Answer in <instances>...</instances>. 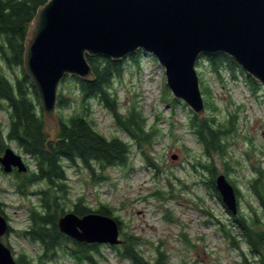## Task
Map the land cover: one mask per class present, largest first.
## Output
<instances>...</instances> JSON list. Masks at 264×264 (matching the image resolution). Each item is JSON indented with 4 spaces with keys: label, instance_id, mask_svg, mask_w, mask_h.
Returning <instances> with one entry per match:
<instances>
[{
    "label": "rangeland",
    "instance_id": "rangeland-1",
    "mask_svg": "<svg viewBox=\"0 0 264 264\" xmlns=\"http://www.w3.org/2000/svg\"><path fill=\"white\" fill-rule=\"evenodd\" d=\"M142 53L141 67L129 58L125 59V70L120 78L114 80V90L123 113L137 105L149 126L156 129L153 147L145 148L158 167L145 158L134 142L129 164L107 168V179H95L82 164L76 167L67 164L70 198L77 201L82 197L94 209L101 203L114 207V214L123 221L125 230L141 237V249L152 261L159 252H163L169 264H242L244 253L252 264H259V259L250 254L238 228L233 227L234 216L204 184L205 174L200 166L195 165L198 159L204 160L205 157L202 145L188 125L194 112L182 100L173 102L165 67L153 54L143 50ZM197 68L210 85L212 101L219 108L215 112L208 111V114L217 115L220 120L231 114L238 116V133L230 138L228 149L233 167L228 178L240 191L237 216L248 215L250 205L259 207L250 189V180L254 176L252 165L261 163L264 167V86L259 82V87L253 88L246 72H238L235 79L226 74L222 81L212 74L205 62ZM6 73L11 75L8 69ZM63 81L60 89L68 97H73L72 106L58 108V111L69 116L75 109L80 110L81 104L77 95L71 93L76 89L75 84L71 83L74 82L72 78ZM2 107L0 122L6 132L9 111ZM91 110V116L104 136L129 140V135L120 128L113 113L104 104L92 101ZM7 144L23 155L31 171L34 168L33 158L25 154L16 142L7 141ZM247 153H251V160ZM175 154L178 155L176 159L173 158ZM216 163L220 173H225L221 156L216 157ZM19 176L22 175L5 173L0 164V200L12 227L2 240L12 249L16 259L21 254L37 258L43 253L42 247L22 236V230L30 224L29 207L39 203L32 193L44 183L29 187L30 195L21 194L17 188ZM157 191L161 194H157ZM72 205V202H68L67 210H71ZM222 224L227 225L231 235L236 236L239 246L226 236ZM111 246L100 244L101 252L96 255L102 264H132L130 260L121 258ZM43 263L89 264L75 260L61 249L43 259Z\"/></svg>",
    "mask_w": 264,
    "mask_h": 264
},
{
    "label": "trees",
    "instance_id": "trees-1",
    "mask_svg": "<svg viewBox=\"0 0 264 264\" xmlns=\"http://www.w3.org/2000/svg\"><path fill=\"white\" fill-rule=\"evenodd\" d=\"M47 1L0 0V106L9 111L6 132L0 122V156L8 146L7 141H14L25 154L33 158L34 168L19 176L17 188L21 194L30 195L29 187L44 183V186L32 193L37 196L39 203L29 207L30 224L22 230V236L39 243L43 253L37 258L21 254L17 261L19 264H44L43 259L61 249L77 261L102 264L96 255L101 252L100 244L78 242L61 232L58 225L59 217L73 211L79 216L91 212L113 216L120 225L123 242L111 247L116 249L121 258L130 260L132 264H169L163 252H159L154 261L145 256L141 249V237L125 230L123 221L114 214V207L101 203L94 209L86 204L82 197L77 201L70 198L67 164L74 167L82 164L90 170L95 179H107L105 175L107 168L129 164L134 142L145 158L157 168V163L151 160V155L145 148L153 147L157 131L149 126L147 118L137 105L131 106L126 114L120 110L114 80L123 75L125 59L114 61L104 56H88L96 80L86 81L77 76H66L63 82L72 78L74 82L71 83L75 84L76 89L71 93L77 95L81 107L80 110L75 109L69 116L58 111L60 130L57 141H51L53 134L44 123L38 92L23 68L27 31L38 7ZM142 54V50H139L128 58L141 67ZM203 62L208 64L212 74L222 81L226 74L235 79L238 72L245 73L241 65L227 54L203 55L197 66H201ZM7 69L11 75L6 73ZM198 73L202 92L206 96L207 115L201 118L194 113L188 122L197 142L202 145L205 157L204 160L198 159L195 165L200 166L205 174L204 184L222 201L216 187V176L220 173L216 157L221 156L224 160L225 174L228 176L233 168L228 157V149L231 145L230 138L238 133V116L231 114L220 120L217 115L208 114V111L215 112L219 108L212 101L210 85L201 77L199 70ZM246 77L253 88L259 87L260 83L250 75L247 74ZM72 98L68 97L62 88L59 89L57 107L72 106ZM95 100L104 104L113 113L117 124L129 135V140L119 136L107 138L98 130L97 123L91 116V105ZM172 100L177 102L175 98ZM247 156L251 160V153H247ZM252 168L254 176L250 180V189L259 207L250 205V213L234 216L232 225L238 228L249 247L250 254L259 259V264H264V167L259 163L252 165ZM231 182L234 183L233 180ZM235 188L240 198V191L236 186ZM157 194L161 192L157 191ZM68 202L73 203L71 210H67ZM0 212L5 215L1 200ZM222 230L227 237L233 239V244L239 246V240L235 235H231L227 225L222 224ZM243 255L242 264H252L244 253Z\"/></svg>",
    "mask_w": 264,
    "mask_h": 264
},
{
    "label": "water",
    "instance_id": "water-1",
    "mask_svg": "<svg viewBox=\"0 0 264 264\" xmlns=\"http://www.w3.org/2000/svg\"><path fill=\"white\" fill-rule=\"evenodd\" d=\"M24 46L23 68L38 92L51 141H57L60 130L62 81L66 76L96 80L88 56L121 61L139 50L153 54L165 67L174 98L205 118L197 68L203 55H230L264 86V0H48L38 7ZM0 164L5 173L29 169L23 155L10 146ZM216 187L228 211L237 216L239 198L225 173L216 176ZM58 225L78 242H123L120 225L110 215L69 211ZM9 228L0 212V264H19L2 240Z\"/></svg>",
    "mask_w": 264,
    "mask_h": 264
},
{
    "label": "flooded vegetation",
    "instance_id": "flooded-vegetation-1",
    "mask_svg": "<svg viewBox=\"0 0 264 264\" xmlns=\"http://www.w3.org/2000/svg\"><path fill=\"white\" fill-rule=\"evenodd\" d=\"M15 173V175H17V174H19V175H22V173H18L17 171H16V168L14 169V171H13V174ZM12 227H11V225H10V228H9V231L6 233V235L7 234H9L11 231H10V229H11ZM5 236V235H4ZM3 238V237H2Z\"/></svg>",
    "mask_w": 264,
    "mask_h": 264
}]
</instances>
